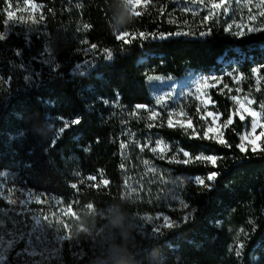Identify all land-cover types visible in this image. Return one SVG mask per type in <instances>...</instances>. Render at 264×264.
<instances>
[{"label": "trees", "instance_id": "1", "mask_svg": "<svg viewBox=\"0 0 264 264\" xmlns=\"http://www.w3.org/2000/svg\"><path fill=\"white\" fill-rule=\"evenodd\" d=\"M33 2L43 6L33 15L38 18L43 14L45 19L35 31H29L19 21L24 17L30 23L24 0H0V33L5 30L7 12L16 11L15 25H10L7 39L0 41V173L5 174L0 210L18 208L8 203L9 188L42 194L45 202L33 201L27 218L19 219H24L25 230L31 231L32 216L39 217L51 241L72 236L54 245L60 249V259L52 264H106L104 258L113 243L126 246L129 264H264V151L245 154L236 147L249 121L235 118L224 130L232 146L225 148L212 141L190 139L182 129L169 128L166 117L150 121L149 111L136 108L145 105L164 110L154 98L160 80L221 74L225 67L233 66L243 76L246 92L250 90L256 103L264 104V79L256 85L251 73L252 67L264 65V31L236 37L231 32L238 29L225 31L229 25L217 17L202 23L207 10L198 7V15L193 16V11L184 8L186 0H148L138 9L139 16L130 13L134 23L120 32H144L149 38L124 45L115 38L122 0ZM256 2L261 0H251V4ZM250 26L264 28V17ZM185 32L189 34L183 35ZM200 32L208 34L201 36ZM161 33L166 38H158ZM83 40L98 46L95 57L83 55L81 49L89 46L82 44ZM46 46L48 58L60 65L57 72L32 60ZM103 49L112 52L110 60L104 59ZM16 50H21L20 57ZM86 59L94 63L85 66L81 75L76 66ZM35 72L41 75L36 77ZM27 75L33 78L25 80ZM149 75L158 79L149 81ZM260 76L264 77V68ZM212 100L221 120L227 119L233 111L232 101L217 92ZM188 116L202 135L204 126L194 107ZM58 117H79L81 123L58 136L62 126ZM150 123L155 126L149 128ZM158 139L172 149L165 159L150 151ZM121 143L127 147L121 149ZM145 143L149 147L141 151ZM177 148L193 156L215 154L225 159L218 161L216 168L200 162H169ZM211 171L220 175L209 189L187 182ZM89 175L96 181H87ZM101 179L109 184H100ZM178 180L186 182L178 186ZM13 198L19 200L20 192ZM180 201L189 208L183 209ZM93 204L97 209L93 230L88 236H77V212L85 206L91 209ZM69 207L71 212H67ZM192 209L196 211L185 222L184 215ZM114 214L125 218L127 230L123 233L107 228ZM157 215L168 216L178 226L162 228L153 235L136 229L146 218ZM5 227L11 230L7 224ZM241 228L248 237L241 235L245 247L237 257L229 249ZM4 238L10 239L7 232ZM26 243L20 241L8 250L3 264H23L16 253Z\"/></svg>", "mask_w": 264, "mask_h": 264}, {"label": "snow or ice", "instance_id": "2", "mask_svg": "<svg viewBox=\"0 0 264 264\" xmlns=\"http://www.w3.org/2000/svg\"><path fill=\"white\" fill-rule=\"evenodd\" d=\"M141 0H139L140 4ZM145 3L148 2V0H144ZM192 3H199L204 8L207 9V15L203 17L202 23H207L210 19H212L215 16H219L221 14V9L223 10V14H227L229 12V8L226 6V4L230 3V0H207V3H205V0H191ZM235 3L237 5H240L241 0H235ZM251 3V0H244V7H247V4ZM136 3L133 4L134 8V14L139 16L140 12L135 11L137 8ZM264 6V0H261L260 5H256V7ZM9 8L12 7L11 4L8 5ZM42 5H39L37 3H34L33 0H24L23 9L28 10L31 9V13L29 15V21H26L24 17H20L19 21L20 23L26 24L29 31H35V26L41 24L44 21L43 14H40L37 18L35 13H40L42 9ZM249 12L251 13V9H249ZM193 16L198 15V12L193 11ZM259 15L261 17H264V10L260 11ZM249 21H255L257 17L255 15H249ZM16 21L14 20V13L12 11L7 12V19L4 21L5 30L4 32L0 33V41H4L7 39L8 32L11 30L10 25H15ZM87 27V26H85ZM233 26L229 25L225 28V31H230V29ZM235 27L238 29L237 31L231 32L232 35L236 37H244L245 35L249 33L264 31V28H259L255 26L250 25H235ZM246 29V30H245ZM175 35H180L181 33H174ZM188 32L183 33V35H188ZM207 32H200L201 36L207 35ZM150 34H146L144 32H140L139 34L135 33H129V32H119L116 35L117 41H122L124 45H128L132 43V41L139 39L142 42L147 40L149 38ZM153 38H157L155 34H151ZM172 35V34H168ZM160 39L166 38L165 34L161 33L159 34ZM82 44L89 45V42L87 40H83L81 42ZM97 45L96 44H90L87 48L81 49V52L84 56L91 55L92 57H95L97 55ZM104 53V59L110 60L112 58V52L109 49H103ZM49 48L46 46L43 50V52L40 54L39 57H32V60L37 61L38 63L42 65H47L51 72H57L60 68V65L56 63L52 58H48ZM15 55L17 57H20L22 55L21 50H16ZM240 55H243V53H240ZM94 63L93 59H86L84 60L83 64H78L76 66L77 70H81V75L84 74L82 69L85 66L91 67ZM20 67H23V64L20 65ZM264 68V65H261L259 67H252L251 73L253 76H255L256 83L259 84L261 79H264V77H261L259 74L261 72V69ZM34 75L36 77H39L41 75L40 72H35ZM229 76L232 75V73L228 74ZM33 77L32 75H27L24 77L25 80H31ZM147 79L149 81L153 79H158L157 77L153 76H147ZM236 80L242 79L240 76L235 77ZM220 83V79L218 77H201L200 80L196 82V92L199 93L197 95V99H200L201 96H207V89L208 88H214L217 84ZM237 92H240V89H236ZM171 94H167V97L170 98ZM165 99L166 97H157L156 103L161 106H165ZM232 100L236 107L234 110L228 115L227 119H224L221 121V115L218 113H214L213 111H207L206 109L203 111V114L201 115V119L205 121V126L203 129L202 135L200 134V131L194 126L193 121L191 119H173V113H169V118L167 121V126L169 128L173 127H179L181 128L186 135L189 136L190 139H201V140H208L212 141L216 144H219L225 148L232 147L227 140L224 137V130L228 129L230 126L234 124V118L238 117L240 121H245L246 117H251V128L250 131H246L243 135L240 137V143L236 145V147L239 149L241 153H247L248 151H251L253 154H256L260 151H264V143H258L257 141L260 140L261 137H264V131H261L259 135H256L257 129H264V122H261L260 116L261 113L254 110L251 106L254 103L252 99H250L248 96H243L242 98L238 96H233ZM105 103H108V101H105ZM204 104L211 103L210 98L205 99L203 101ZM262 109H264V106H261ZM137 109H145L146 111H149L151 115L148 117L150 121H155L157 117L159 116V113L156 112L153 109L147 108L145 105H137ZM198 111H200L198 109ZM133 115L136 113L133 112ZM176 116H184L183 112L176 113ZM210 118V123L208 122V119ZM58 119L62 120V126L59 128V131L57 135L64 133L66 130L71 128L72 126L79 125L81 123V120L79 117L72 118V119H65L63 117H58ZM155 125L150 123L148 125L149 128L154 127ZM20 135H23V132L20 133ZM127 147L126 144L121 143L120 148L125 149ZM149 147L148 143H145L141 147V151L144 150V148ZM87 151V149H85ZM150 151L153 153H158L161 159H165L166 154L169 151H172L170 146L162 140H156L155 147H151ZM181 155L183 156V159H181ZM225 159L224 157H220L215 154H199V155H191L189 151H186L182 148H177L174 152V154L170 157L169 162L177 163V164H184L188 165L191 163L200 162L203 163L205 166L210 165L212 168H216L218 165V161ZM144 164L147 166L149 165V161L145 160ZM149 171H155L153 168H149ZM4 173H0V176H4ZM220 175L217 171H211L208 172L206 175H196L194 177H190L187 182L194 183L197 186H200L201 189H209L212 187L213 183L216 181L217 177ZM96 177L89 175L86 177L87 181H96ZM83 182V181H82ZM184 180H178L176 181L177 185L185 183ZM100 184H103L104 186H107L109 184V181L107 179H101ZM100 184H95V187H99ZM73 189L77 188L76 184L71 185ZM4 189H5V183L4 180L0 179V197L4 196ZM20 192V198L17 200L14 197V194L16 192ZM9 197H8V203L10 205H18V208H10L7 211L0 210V264H3V261L5 260V253L12 249L13 246L20 241L26 240V246L21 251L17 252V257L23 258V264H52L53 261L59 260V252L60 249L58 247H55L54 245L60 244L62 241L65 240H71V235H63V236H57L55 241H51L47 239L46 233L42 224V221L39 217L32 216V220L34 221L31 224V231L25 230V220L19 219L20 217L27 218V215L30 211L29 205L34 201L37 204H41L42 202H45L42 199V194L37 195L31 191L28 190H19L17 188H9L8 189ZM181 206L183 209H188L189 205L184 203L183 201H180ZM195 209H192L191 211L187 212L183 219L185 222H188L191 220L193 213L195 212ZM67 212H71V208L69 207L67 209ZM75 215V213H73ZM45 220H47V217H44ZM157 219H160V217H157ZM249 223H253L251 220ZM8 226L11 230L9 231L5 226ZM178 225L172 221L168 216L163 217V224H161L158 227L153 228V232H159L162 228H173L177 227ZM65 227H67L65 225ZM7 232L8 239L7 241L4 238V234ZM241 235L246 239L248 237V233L241 228L239 232L236 234V240L234 242V247H231L229 251H235V254L237 257L241 256L243 249L245 247L244 241L240 239Z\"/></svg>", "mask_w": 264, "mask_h": 264}, {"label": "rangeland", "instance_id": "3", "mask_svg": "<svg viewBox=\"0 0 264 264\" xmlns=\"http://www.w3.org/2000/svg\"><path fill=\"white\" fill-rule=\"evenodd\" d=\"M124 2V0H122ZM184 1V0H183ZM185 2V9L195 11L199 8H204L202 5L197 3L190 4L191 0H186ZM127 3L131 6V13L134 14V8L133 4L139 3V0H127ZM205 3H207V0H205ZM147 3L144 2V0H141L140 4L137 5V8L135 11H138V9L145 7ZM244 4L237 5L234 2H231L226 4V6L229 8V12L227 14H223V10L221 9V14L219 16H215L218 19H221L222 21L226 22V24L231 25L235 28V25L239 23H245L244 25H251L253 24L257 19H259L260 11H262L261 7H256V5H260V3H248L247 7L243 6ZM206 9V8H205ZM249 9H251V13L249 12ZM207 10V9H206ZM14 17L16 11L13 10ZM26 13L30 15L31 9L26 10ZM255 15L257 19L255 21H249V15ZM27 15V14H26ZM232 73L231 76L228 74ZM260 75V74H259ZM218 77L220 79V83L216 85L214 88H208L207 96H201L200 99H197V95L199 93L196 92V82L200 80L201 77ZM240 76L242 79L236 80L235 77ZM256 77L254 76V80L256 82ZM262 79L260 80L261 83ZM257 85V83H256ZM239 88L240 92H237L236 89ZM250 93V90H248ZM214 92H217L218 94L223 95L224 97H228L230 101L233 103V110L236 107L234 104L232 97L238 96L242 98L243 96H248L250 99L254 101L252 104V108L256 110L257 112L261 113L260 119L261 122H264V109H262L261 106H264V104H258L252 97V93L246 92V86L243 76L238 73L237 69L233 66L232 69L224 68L221 74H195V75H187L186 77L180 79V80H160L158 82V87L155 88L154 91V98L157 99V97H166L165 99V106L163 111H156L159 113V116L156 120H162L165 119V117L169 118V113H173V119H189L188 113L191 110L192 107L196 109L199 122L202 126H205V121L201 119V115L203 114V111L206 109L207 111H213L214 113H218L215 110V104L212 100V95ZM171 94L170 98L167 97V94ZM210 98L211 103L204 104L203 101L205 99ZM169 105V106H167ZM168 108L169 110H166ZM198 109L200 111H198ZM183 112L184 116H176V113ZM166 113V114H164ZM219 114V113H218ZM151 115V113H150ZM221 115V114H220ZM238 118V117H236ZM235 119V118H234ZM239 119V118H238ZM245 121H249L248 126L243 131L241 135H243L246 131H250L251 128V117H246ZM242 121V122H245ZM208 122L210 123V118L208 119ZM222 122V120L220 121ZM173 128H179V127H173ZM181 129V128H180ZM261 131H264V129H257L256 135H259ZM241 137V136H240ZM258 143H264V137H261ZM3 176H0V179ZM157 217H160V219H157ZM163 224V216L157 215L153 218H146L144 220V225L137 226L136 229L143 235H153L156 232H153V228L160 226ZM152 231V232H150Z\"/></svg>", "mask_w": 264, "mask_h": 264}, {"label": "clouds", "instance_id": "4", "mask_svg": "<svg viewBox=\"0 0 264 264\" xmlns=\"http://www.w3.org/2000/svg\"><path fill=\"white\" fill-rule=\"evenodd\" d=\"M130 13L131 6L127 3V0H124L120 20L115 29L117 34L121 29L126 31L128 27L134 23L135 17L131 16ZM96 213L97 209L94 204L91 209L85 206L81 211L77 212V236L89 235V233L93 230L91 226L95 223ZM107 228L109 231L118 229L121 233H123L127 230L125 218L122 215L114 214L110 219H108ZM104 259L106 264H129V253L126 251V246L123 243L120 245L113 243L108 247L107 256Z\"/></svg>", "mask_w": 264, "mask_h": 264}]
</instances>
